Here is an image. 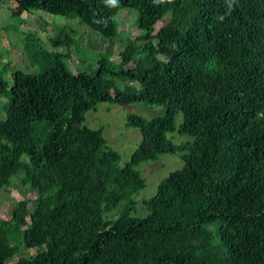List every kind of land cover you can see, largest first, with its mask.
<instances>
[{"label": "trees", "instance_id": "obj_1", "mask_svg": "<svg viewBox=\"0 0 264 264\" xmlns=\"http://www.w3.org/2000/svg\"><path fill=\"white\" fill-rule=\"evenodd\" d=\"M0 1L20 25L43 12L107 40L134 10L140 32L119 65L102 54L92 73L51 51L75 45L70 36L45 49L30 34L39 67L0 72V193L18 185L23 196L0 219V264L24 249L37 254L13 264H264V0ZM104 103L165 109L127 117L142 140L122 167L103 129L84 126ZM174 132L191 141L174 144ZM164 155L184 167L143 202L147 216H132L146 184L136 168Z\"/></svg>", "mask_w": 264, "mask_h": 264}, {"label": "rangeland", "instance_id": "obj_2", "mask_svg": "<svg viewBox=\"0 0 264 264\" xmlns=\"http://www.w3.org/2000/svg\"><path fill=\"white\" fill-rule=\"evenodd\" d=\"M17 10V6L10 2L4 4L0 1V72L3 73L5 79L9 78L12 69L34 72L39 67L38 65L36 68L32 66L33 58L26 49V40L30 34L37 35L45 49H51V39L59 36L65 37V35L70 36L75 45H72L71 48L62 46L51 51L60 54L70 52L73 58L67 62V66L74 72L86 71L88 73H92L98 68V60L102 54L107 55L113 65H119L121 51L129 41L140 35L137 30L138 14L134 10H123L118 14L116 17L118 37L114 40H107L90 31L78 19L52 16L43 12H37L32 16L23 15V24L20 25L19 20L15 21L11 17L12 12ZM164 19L165 21L169 20V16ZM159 26L160 24L157 27ZM108 46L109 49H107ZM132 67V63H126V68ZM128 83L126 80H120V85ZM3 101L5 100L0 99V120L5 119L1 110ZM164 114L165 109L162 106H147L141 103L119 106L104 103L98 105L95 110L86 113L84 126L92 130L103 129V136L108 145L119 154V166L122 167L131 160L142 140L138 130L127 127V117L135 115L151 120L162 117ZM182 121V115H178L175 119L176 128H179ZM37 136L41 138L42 134L39 133ZM166 136L174 144L191 141V138L180 136L178 132L167 133ZM183 167L184 163L178 155H164L157 161L145 162L137 167L136 170L145 179L146 184L144 189L132 196L136 203L132 216L137 218L147 216L150 212L143 206V202L156 195L158 185L163 179ZM22 198L18 185L9 193L2 191L0 193V219L9 217L16 201ZM36 254V250H21L14 262L18 257H34ZM14 262H10V264Z\"/></svg>", "mask_w": 264, "mask_h": 264}]
</instances>
